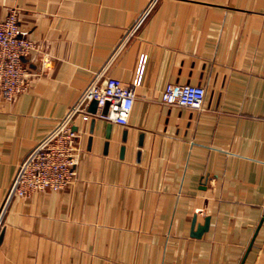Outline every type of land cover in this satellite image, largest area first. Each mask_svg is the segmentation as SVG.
Instances as JSON below:
<instances>
[{
    "label": "crops",
    "instance_id": "0c3cea01",
    "mask_svg": "<svg viewBox=\"0 0 264 264\" xmlns=\"http://www.w3.org/2000/svg\"><path fill=\"white\" fill-rule=\"evenodd\" d=\"M148 2L0 0L35 45L27 87L0 93V206L94 74L141 72L125 124L73 118L71 184L10 198L0 264H264V0H155L125 38ZM168 82L203 107L163 104Z\"/></svg>",
    "mask_w": 264,
    "mask_h": 264
},
{
    "label": "built area",
    "instance_id": "2783aa9c",
    "mask_svg": "<svg viewBox=\"0 0 264 264\" xmlns=\"http://www.w3.org/2000/svg\"><path fill=\"white\" fill-rule=\"evenodd\" d=\"M154 1L149 0L125 38L137 27ZM119 46L115 50H118ZM34 48V43L18 24L16 10L9 9L6 15L0 18V93L6 100L13 99L27 87L31 72L23 63L22 57ZM47 65L48 59L42 58L41 66ZM140 73L139 68L131 84H124L120 79L111 76L101 80L100 72L94 74L65 115L18 163L0 206V219L13 195L28 196L33 191L57 190L73 182L79 151L73 118L80 114L83 119H87L93 114L108 121L125 124L134 100V86L139 83ZM204 97L205 88L200 84L168 82L161 91L160 101L166 105L201 109ZM92 100H95L97 108L106 106V112H89L87 106Z\"/></svg>",
    "mask_w": 264,
    "mask_h": 264
},
{
    "label": "water",
    "instance_id": "95a60500",
    "mask_svg": "<svg viewBox=\"0 0 264 264\" xmlns=\"http://www.w3.org/2000/svg\"><path fill=\"white\" fill-rule=\"evenodd\" d=\"M90 105L95 106V105H96L95 100H92V101L90 102ZM105 107H106V106H104V108H105ZM102 113H105V111L102 112ZM208 223H209V218L206 217L204 224L198 226L197 230H195V231L192 230V234L195 235V236H199L200 233H202V231H204V230L207 229V227H208ZM1 235H2V232H0V240H1Z\"/></svg>",
    "mask_w": 264,
    "mask_h": 264
}]
</instances>
